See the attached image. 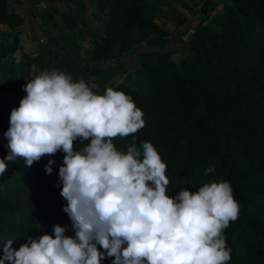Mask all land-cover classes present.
<instances>
[{"label": "trees", "instance_id": "obj_1", "mask_svg": "<svg viewBox=\"0 0 264 264\" xmlns=\"http://www.w3.org/2000/svg\"><path fill=\"white\" fill-rule=\"evenodd\" d=\"M93 1L103 24L101 33L90 36L96 60L112 48L126 53L135 29L168 35L147 15L151 0ZM200 13L190 32L181 30L185 47L178 50L179 58H174L177 50L145 49L124 67L120 79L100 84L97 93L107 87L123 90L143 111L145 126L113 143L126 151L134 138L137 147L150 141L167 164L170 196L184 187L195 192L213 179L231 183L240 211L224 230L232 250L228 264H264V0H229L218 19L210 11ZM24 22L8 0H0V24L15 30L10 39L0 32V111L7 102L2 92L18 93L9 57L19 49L23 30L18 28ZM6 124L0 125V158L9 151ZM84 146L80 138L74 141V150ZM64 155L58 150L30 168L23 158L8 162V171L0 176V256L8 239L18 249L28 236L54 235L55 224L67 225L65 235L75 237L58 182ZM49 159L55 163L46 174ZM211 165L215 172L205 176ZM102 264H112V258Z\"/></svg>", "mask_w": 264, "mask_h": 264}, {"label": "clouds", "instance_id": "obj_2", "mask_svg": "<svg viewBox=\"0 0 264 264\" xmlns=\"http://www.w3.org/2000/svg\"><path fill=\"white\" fill-rule=\"evenodd\" d=\"M22 87L26 95L4 133L9 151L0 158V176L17 158L30 168L62 150L58 182L75 237L65 235L67 225L55 224L54 235L28 236L18 249L8 239L0 264H102L105 258L112 264H228L232 250L224 230L240 211L231 183L213 179L170 196L167 164L150 141L137 147L134 138L126 151L117 150L113 138L145 126L129 94L113 87L99 94L56 69ZM77 138L85 146L74 150ZM54 163L44 165L46 174ZM214 172L211 165L204 175Z\"/></svg>", "mask_w": 264, "mask_h": 264}, {"label": "crops", "instance_id": "obj_3", "mask_svg": "<svg viewBox=\"0 0 264 264\" xmlns=\"http://www.w3.org/2000/svg\"><path fill=\"white\" fill-rule=\"evenodd\" d=\"M35 1L39 2L36 7L38 14L32 16L22 13L21 9L13 5L14 0L8 3L13 11L25 17V22L18 28L23 30L19 49L15 55L9 57L16 68L14 75L16 84L24 85L39 72L53 69L70 74L74 81L82 77H91L101 83L104 78L107 77L110 81L112 77L111 81H114L122 74L126 65L135 63L133 59L126 65H117L119 73H116L117 66L108 60L114 56L119 58L123 54L117 48L105 52L102 60L95 59L90 36L91 32L102 31L103 24L100 12L94 10L93 0ZM135 30L129 35L128 47ZM14 31L10 29L7 38H12ZM21 51L23 58L22 56L17 58ZM34 51L35 55H32ZM15 60L19 64L17 62L15 64ZM20 89L19 87L15 96L11 92H2V96L6 98L12 94L10 95L12 103L16 102L14 105L18 107L21 98L26 95V92H21Z\"/></svg>", "mask_w": 264, "mask_h": 264}, {"label": "rangeland", "instance_id": "obj_4", "mask_svg": "<svg viewBox=\"0 0 264 264\" xmlns=\"http://www.w3.org/2000/svg\"><path fill=\"white\" fill-rule=\"evenodd\" d=\"M217 1L218 0L148 1L147 15L155 19L161 25L162 28L166 29L168 35L162 37L161 35L155 34L152 30L136 29L134 33L131 35L128 51L126 53H123L119 58L114 56V58L112 57L108 61L112 62V65L115 66L126 65L128 64L129 61H132L133 59H135L134 61H136L138 58V54L141 51L148 48H158L160 50H168V49L177 50V52L174 55V58L176 59L179 58L181 54L179 53L178 50H181V48L185 47L184 45L185 37L181 36V30H188L187 32H190L193 29V27H195L198 24L202 16V14L200 13L202 9L205 11H210V16L218 19L219 16L224 12L226 8V4L229 2V0H219L221 1V3L215 6ZM9 2H11V0H8V3ZM13 5L21 9V12L24 13L25 15L28 14V16L30 15L32 16L35 15L36 7L39 5V2L35 0H14ZM190 7H192L195 10V12L191 11ZM175 9L179 10L178 13L175 11ZM94 10H95V6H94ZM37 14L38 13H36V15ZM182 17H184L185 20L181 25L180 22ZM0 32L7 37L8 33L10 32V27L6 25H0ZM31 54L35 55V51L32 52ZM21 56L23 58V51H21V53H18L17 58H20ZM16 62L17 64H19L17 60H15V64ZM118 66L115 67V69H117L116 73H119ZM0 77L4 78L1 75ZM111 78L112 77H110V81L108 80L107 77L104 78L102 83L106 84L108 83V81L111 82L112 80ZM120 78L121 76H119L117 79ZM8 82H10V79H8ZM102 83L100 82V84ZM17 85L18 87L21 88L20 90L23 89L22 84L17 83ZM11 93L14 94L13 96H15L14 92ZM12 94L10 95L12 96ZM10 95L9 97H6L7 100V102L5 103L6 105L0 111V125L5 124V122H7L6 131L9 128V118H10L11 110L15 107L14 103H16V102L12 103L11 100L12 98Z\"/></svg>", "mask_w": 264, "mask_h": 264}, {"label": "built area", "instance_id": "obj_5", "mask_svg": "<svg viewBox=\"0 0 264 264\" xmlns=\"http://www.w3.org/2000/svg\"><path fill=\"white\" fill-rule=\"evenodd\" d=\"M78 80H83L85 81L88 86L94 91V92H98V90L100 89V82L94 78H91V77H82V78H78L77 80L75 81H78Z\"/></svg>", "mask_w": 264, "mask_h": 264}]
</instances>
